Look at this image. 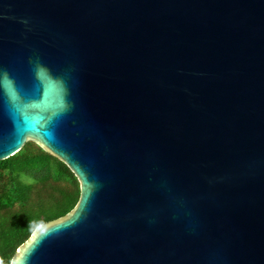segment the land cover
<instances>
[{
    "label": "water",
    "instance_id": "95a60500",
    "mask_svg": "<svg viewBox=\"0 0 264 264\" xmlns=\"http://www.w3.org/2000/svg\"><path fill=\"white\" fill-rule=\"evenodd\" d=\"M80 182L11 264H264V0H0V159Z\"/></svg>",
    "mask_w": 264,
    "mask_h": 264
},
{
    "label": "trees",
    "instance_id": "16d2710c",
    "mask_svg": "<svg viewBox=\"0 0 264 264\" xmlns=\"http://www.w3.org/2000/svg\"><path fill=\"white\" fill-rule=\"evenodd\" d=\"M79 197L71 168L34 140L0 159V264H11L38 225L66 215Z\"/></svg>",
    "mask_w": 264,
    "mask_h": 264
}]
</instances>
